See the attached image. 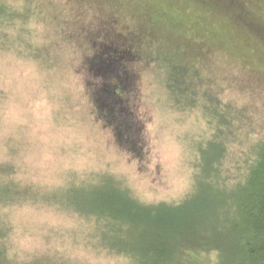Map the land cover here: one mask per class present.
Instances as JSON below:
<instances>
[{
  "label": "rangeland",
  "instance_id": "374dc122",
  "mask_svg": "<svg viewBox=\"0 0 264 264\" xmlns=\"http://www.w3.org/2000/svg\"><path fill=\"white\" fill-rule=\"evenodd\" d=\"M118 1L7 0L8 13L0 12V185L9 186L0 193V231L9 264H131L101 251L104 226L76 214L87 192L114 178L143 202H177L200 173L203 150H224L225 169L235 150L248 151L264 135V0L226 7L210 0L215 21L198 4L193 10L210 17H198L205 36L195 24L175 26L184 34L193 28L189 39L209 48L198 64L212 80L181 100L165 83L166 70L137 59L120 78L113 74L120 68L98 57V44L100 26L125 34L121 22L105 24L122 15L129 25L162 31L165 38L152 44L167 54V10L182 7ZM224 14L235 20L220 27ZM244 14L261 24L244 23ZM100 72L112 80H98ZM111 82L121 84L114 95Z\"/></svg>",
  "mask_w": 264,
  "mask_h": 264
},
{
  "label": "trees",
  "instance_id": "16d2710c",
  "mask_svg": "<svg viewBox=\"0 0 264 264\" xmlns=\"http://www.w3.org/2000/svg\"><path fill=\"white\" fill-rule=\"evenodd\" d=\"M232 1L223 0L224 7L231 6ZM2 2L0 0V7L4 4L7 7L0 8V12L7 14L10 3L7 0ZM174 2L182 9L167 10L170 18L167 54H164L167 47L158 45L153 48L152 44L156 37H164L162 31L154 26H132L124 22L122 15H111L105 24L110 28L121 22L126 27L125 34L114 36L111 29L107 33L104 26H100L98 57L105 58L114 68H120V71L113 72L120 78H124L122 71L131 61L149 59L156 64L158 71H167L165 83L168 82L176 93L175 98L181 100L193 95L197 86L212 82L201 77L198 64L199 57L209 48L189 39L194 29L197 36H205L206 32L197 24L198 17L206 16L202 12L196 13L194 7L198 4L207 6L213 21L215 19L210 0ZM243 16L248 25L261 24L254 15L253 20L250 16ZM222 17L218 21L220 27L235 20L230 14ZM246 17L251 20H245ZM206 18L210 19L208 13ZM186 23L195 24L194 29L186 28V34L175 29L176 25ZM0 46L3 48L5 41L0 40ZM107 76V73L100 72L98 80H112L113 77ZM110 84L117 86L114 93L111 92L113 95L121 89V84ZM98 95L103 99L100 92ZM207 97L213 99L211 95ZM235 152L237 155L230 156L224 169L220 162L223 156H228L224 150H203L201 171L195 174L191 188L177 202H143L131 196L129 189L119 180L112 178L113 185L87 192L81 204L82 211L76 214L91 216L104 226L98 246L101 251L126 258L131 264H190L192 259H203L210 262L208 264H264V135L255 138L248 151ZM7 182L14 183L15 179ZM8 191L9 186L0 185V193ZM7 245L8 241H3L0 231V264H9L11 256Z\"/></svg>",
  "mask_w": 264,
  "mask_h": 264
}]
</instances>
